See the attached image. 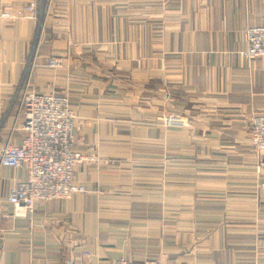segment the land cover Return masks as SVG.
I'll use <instances>...</instances> for the list:
<instances>
[{"label":"crops","instance_id":"1","mask_svg":"<svg viewBox=\"0 0 264 264\" xmlns=\"http://www.w3.org/2000/svg\"><path fill=\"white\" fill-rule=\"evenodd\" d=\"M31 1L38 21L0 17V153L23 143L25 91L66 95L87 192L14 217L27 171L0 164V264H264L249 133L264 59L243 55L264 0H0V15Z\"/></svg>","mask_w":264,"mask_h":264},{"label":"built area","instance_id":"2","mask_svg":"<svg viewBox=\"0 0 264 264\" xmlns=\"http://www.w3.org/2000/svg\"><path fill=\"white\" fill-rule=\"evenodd\" d=\"M53 0L48 1V5ZM28 20L38 21L40 12L35 1L29 2L19 13ZM6 20L17 19L5 12ZM247 48L243 55L247 61L264 59V26L250 27L247 31ZM47 66L63 67L60 58L48 59ZM21 128L25 138L21 145L8 144L1 150L0 164L11 168H24L27 180L12 188L8 202L13 206L14 217H30L38 202L71 199L87 189L75 182V168L86 161L85 156L75 149V112L66 95L44 94L35 90L25 91L20 99ZM1 110V107H0ZM166 126H180L177 116L164 119ZM251 144L259 156V168H264V115H254L249 127ZM5 214L0 208V231ZM116 264H167L160 259L134 262L120 259Z\"/></svg>","mask_w":264,"mask_h":264},{"label":"rangeland","instance_id":"3","mask_svg":"<svg viewBox=\"0 0 264 264\" xmlns=\"http://www.w3.org/2000/svg\"><path fill=\"white\" fill-rule=\"evenodd\" d=\"M7 12V11H6ZM3 13H5V12H3ZM3 13H1V15H0V17L2 18V19H4L3 17H2V14ZM8 13H11V14H13V15H16L17 17H18V19H25L26 20V18L25 17H23V16H20L19 15V13H21L20 11L19 12H8ZM4 20H6V19H4ZM28 20V19H27ZM7 21V20H6ZM75 141H76V139H75Z\"/></svg>","mask_w":264,"mask_h":264}]
</instances>
